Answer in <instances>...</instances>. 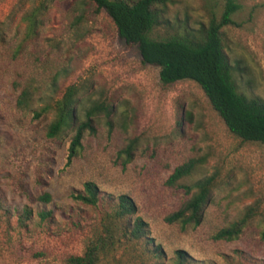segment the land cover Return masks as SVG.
I'll return each mask as SVG.
<instances>
[{"label":"rangeland","instance_id":"obj_1","mask_svg":"<svg viewBox=\"0 0 264 264\" xmlns=\"http://www.w3.org/2000/svg\"><path fill=\"white\" fill-rule=\"evenodd\" d=\"M236 25L223 29L225 52L241 92L264 99V0H236ZM227 0H172L164 23L149 36L161 40L207 26ZM77 88L76 111L104 103L80 155L67 166L74 128L47 135L55 106ZM35 93V119L18 107L23 89ZM40 100V101H39ZM136 139L134 159L123 166L120 150ZM201 160L183 180L214 176L204 220L182 230L165 218L190 197L167 185L174 169ZM92 181L100 191L93 207L72 195ZM45 193L51 201L40 200ZM133 199L137 212L114 216L118 197ZM30 216L21 222L25 211ZM51 212L43 218L42 213ZM247 215L239 238L213 236ZM139 216L148 236L131 234ZM264 146L233 134L198 83L164 85L160 68L143 62L105 10L92 0H0V264H70L89 244L114 241L99 264H264Z\"/></svg>","mask_w":264,"mask_h":264},{"label":"trees","instance_id":"obj_2","mask_svg":"<svg viewBox=\"0 0 264 264\" xmlns=\"http://www.w3.org/2000/svg\"><path fill=\"white\" fill-rule=\"evenodd\" d=\"M99 10H105L118 27L119 34L128 44L136 45L142 55L143 62L160 68V79L164 85H172L183 80H192L200 85L209 98L212 107L224 120L228 129L245 141L259 142L264 146V99L259 96H248L238 88L234 76V68L225 52L223 29L236 25L233 18L241 9L236 0H227L224 11L219 18H212L207 26L198 30H185L168 38L157 40L149 34L164 23L165 14L172 0H92ZM77 88L71 86L63 99L55 106L56 118L49 125L47 135L58 138L70 127L74 134L68 148L67 166L80 155L83 141L87 133L97 132V117L101 113L110 115L112 110L104 103L96 104L86 111L84 119H80L76 111ZM40 101V100H39ZM18 107L30 110L35 119L48 114L50 105L35 107L36 96L29 88L23 89L17 101ZM137 140L118 153V159L127 166L134 159ZM201 160L190 159L177 166L167 185L182 188L191 197L176 211L166 216L168 224H178L182 230L199 226L204 220L205 206L210 200L215 177L208 176L193 184H184L183 180L191 176ZM72 197L85 205L96 207L101 197L96 183L88 181L83 191L74 193ZM45 202L51 201V195L45 193L39 197ZM137 212L133 199L126 194L118 197V206L114 216L125 219ZM30 216L26 210L21 222ZM43 218L51 216V212L42 213ZM251 215L234 222L229 227L220 229L213 238L215 240L232 241L244 232ZM131 234L137 239L147 237L148 224L137 216L131 226ZM264 238V232H263ZM107 241H97L88 245L83 255L68 257L70 264H99L102 254L113 245ZM179 261L184 264L183 251H178Z\"/></svg>","mask_w":264,"mask_h":264}]
</instances>
